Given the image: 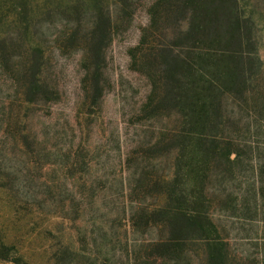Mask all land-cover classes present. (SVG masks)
Returning <instances> with one entry per match:
<instances>
[{
    "label": "rangeland",
    "instance_id": "374dc122",
    "mask_svg": "<svg viewBox=\"0 0 264 264\" xmlns=\"http://www.w3.org/2000/svg\"><path fill=\"white\" fill-rule=\"evenodd\" d=\"M242 1L258 27L263 68L258 84L264 86V0ZM152 2L130 0L122 15L118 9V28L100 63L105 90L100 106L92 109L87 106L83 35L71 47L59 41L66 20L73 19L69 13L45 16L34 28L35 40L47 49L44 77L57 89L55 99L28 106L22 73L16 69L23 70V61L15 55L24 48L9 46L8 54L16 56L9 62L0 53V238L15 244L28 264H132L130 258L147 264V250L165 233L159 225H128L141 201L149 207L157 202L160 189L148 185V179L174 170L173 157L157 148L148 150L173 120L147 118L142 111L152 87L131 57L149 22ZM112 8L117 10L116 5ZM91 18L84 11L82 25ZM5 30L15 31L11 25ZM259 105L256 115L239 104L228 105L237 118L225 134L234 137L243 159L238 177L228 186L240 193V205L249 206L252 218L264 220V197L256 201L254 196L256 177L264 182V167L255 168L264 162V100ZM138 150L143 153L131 155ZM218 183L211 184L220 188ZM227 197H220L223 204H228ZM256 205L262 206L260 215H255ZM238 212L242 216L243 211ZM232 222L225 217L220 221L230 233L234 253L251 264L255 260L248 255L257 253L256 239L264 237V223ZM0 264L16 263L0 259ZM179 264L197 261L193 257Z\"/></svg>",
    "mask_w": 264,
    "mask_h": 264
},
{
    "label": "trees",
    "instance_id": "16d2710c",
    "mask_svg": "<svg viewBox=\"0 0 264 264\" xmlns=\"http://www.w3.org/2000/svg\"><path fill=\"white\" fill-rule=\"evenodd\" d=\"M128 2L0 0V53L5 62L16 56L23 61V70L21 66L16 69L22 73L28 106L58 95L45 80L47 49L35 40L34 28L45 16L59 12L73 18L66 20L65 32L59 38L64 47H71L83 35L87 106H100L105 90L100 63L119 25L118 9L125 14ZM84 11L92 17L86 26L82 25ZM148 14L149 22L142 28L131 57L152 87L142 111L147 118L173 120V125L160 130L161 137L148 150L157 148L173 157L174 170L169 176L148 179V185L156 184L160 189L157 202L149 207L141 201L128 225L140 229L164 227L163 236L147 250V264H179L193 257L197 264H245L246 257L234 253L230 233L220 221L225 217L232 223H264L262 218H252L249 206L240 205V193L228 186L238 177L243 159L234 137L225 134L229 122L237 118V112H229L228 105L239 104L248 114L256 115L264 100V86L258 84L263 68L257 24L242 0H153ZM126 16L133 18L130 13ZM8 25L15 31L5 30ZM82 28L86 29L84 33ZM9 46L23 47L24 52L8 54ZM77 152L80 154L81 149ZM143 152L133 151L131 155ZM258 165L255 168L261 169L264 162ZM214 180L220 188L212 186ZM261 180L259 176L255 179L256 201L264 197ZM224 193L228 194V204L221 202ZM261 208L256 205L255 215H260ZM256 240L258 251L248 258L255 260L251 264H264V237ZM129 251L128 256L133 253ZM0 259L28 264L16 245L2 238ZM130 259L136 264L134 258Z\"/></svg>",
    "mask_w": 264,
    "mask_h": 264
}]
</instances>
